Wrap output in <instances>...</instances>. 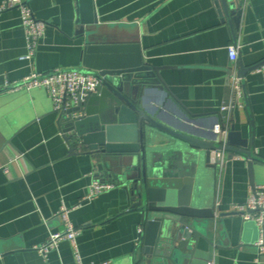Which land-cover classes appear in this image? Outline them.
Returning a JSON list of instances; mask_svg holds the SVG:
<instances>
[{
  "label": "crops",
  "instance_id": "1",
  "mask_svg": "<svg viewBox=\"0 0 264 264\" xmlns=\"http://www.w3.org/2000/svg\"><path fill=\"white\" fill-rule=\"evenodd\" d=\"M25 1L46 22L32 59L23 58L27 36L20 9L0 12V264H78L68 240L47 257L36 249L51 232L63 229L58 213L64 205L72 208L71 219L82 229L77 244L84 264H168L164 258L153 260L157 227L152 243L145 245V213L134 206L129 186L114 181L113 188L86 199L95 179L111 181L95 175L92 156L71 153L63 134L66 123L54 111L47 90L4 89L7 81L19 82L34 71L85 66V37L78 34L80 0ZM92 1L109 37L135 40L143 62L160 68L164 82L142 87L140 105L166 122H190L208 135L217 134L215 126L228 114L222 106L233 99L228 46L239 42L240 69L264 62V0H245L243 5L237 0L242 13L235 30L222 0ZM124 46L130 49L115 54L126 59L137 53L132 44ZM243 81L244 97L238 102L244 105L229 116L248 147L232 146L251 153L255 186H264V78L249 70ZM92 108L94 115L103 113L100 104ZM215 188L217 215L209 241L200 237L194 256L186 260L191 250L182 252L180 264H208L210 259L215 264H264V253L256 247L258 225L232 209L246 202L253 189L245 154L226 152L222 168L217 166ZM140 226L144 235L137 245Z\"/></svg>",
  "mask_w": 264,
  "mask_h": 264
},
{
  "label": "water",
  "instance_id": "2",
  "mask_svg": "<svg viewBox=\"0 0 264 264\" xmlns=\"http://www.w3.org/2000/svg\"><path fill=\"white\" fill-rule=\"evenodd\" d=\"M92 2L80 0L78 34L86 42L83 64L87 68L83 69L95 71L101 83L69 111L71 116L60 115L66 123L63 134L71 153L92 156L97 177L130 187L134 206L145 213L146 246L152 243V230L157 227L153 245L156 251L151 247L144 251H155L154 261L164 258L170 261L168 264H180L182 252L191 250L185 254L186 260L190 259L200 237L209 241L207 235L217 215V165L212 163L213 152L224 149L245 154L255 187L251 153L232 146L247 148L248 141L232 125L228 145L223 146L218 133L208 135L190 122H166L160 113L142 107L138 99L142 87L164 82L160 68L143 62L135 40L121 42L109 37L99 24ZM222 4L227 14L231 10L235 30L242 13L238 2L222 0ZM126 44H132L131 49L137 53L124 59L115 53L130 49ZM263 65L264 62L253 68L241 66L239 73L244 77L247 71ZM96 104H100L103 113L95 116L92 107ZM199 230L204 233L199 234ZM162 246L166 248L164 252L160 250Z\"/></svg>",
  "mask_w": 264,
  "mask_h": 264
},
{
  "label": "built area",
  "instance_id": "3",
  "mask_svg": "<svg viewBox=\"0 0 264 264\" xmlns=\"http://www.w3.org/2000/svg\"><path fill=\"white\" fill-rule=\"evenodd\" d=\"M242 5L245 0H239ZM18 7L21 11V23L27 36V53L24 59H32L38 52L40 39L44 36L46 30V22L38 19L31 6L25 0H3L0 5V12ZM239 42L236 40L234 44L228 46L231 67L229 72L230 87L233 99L222 106V112L225 115L224 122L215 126V131L219 135V142L223 146L228 145V136L231 130V120L229 113L237 106L244 105L239 103V99L244 97L243 77L240 75L238 59H239ZM256 71L260 72L264 78V65ZM101 80L95 71H85L83 68H56L50 72L39 73L32 72L29 76L19 82H6L4 89L6 91H16L20 89L30 90L33 88H44L47 90L53 101L54 111L59 115L66 114L71 116L69 112L80 101H83L91 93L95 92L100 85ZM77 116V114L73 115ZM225 150H217L213 152L212 163L222 168L225 160ZM115 184L100 178L95 179L89 187V194L86 199H91L104 191L113 188ZM218 205V204H217ZM219 208V205H218ZM232 209L238 212L246 221H254L260 230V236L256 243V247L260 254L264 253V186H255L251 189L250 194L244 203L234 204ZM72 208L62 206L58 215L63 223V229L50 233L48 240L37 246L36 249L45 257L56 250L60 243L64 240L71 242L78 264L82 262L79 253L77 238L82 229L75 225L72 221L70 212ZM144 235V227L138 228L137 245H140ZM208 264H215L213 259Z\"/></svg>",
  "mask_w": 264,
  "mask_h": 264
}]
</instances>
